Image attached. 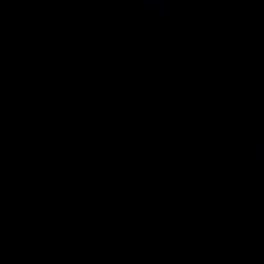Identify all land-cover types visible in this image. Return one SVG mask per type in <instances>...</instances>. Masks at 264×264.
Wrapping results in <instances>:
<instances>
[{"label":"water","instance_id":"95a60500","mask_svg":"<svg viewBox=\"0 0 264 264\" xmlns=\"http://www.w3.org/2000/svg\"><path fill=\"white\" fill-rule=\"evenodd\" d=\"M0 264H264V0H0Z\"/></svg>","mask_w":264,"mask_h":264}]
</instances>
